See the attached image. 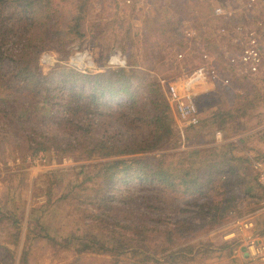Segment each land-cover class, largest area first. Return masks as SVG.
Wrapping results in <instances>:
<instances>
[{
    "label": "rangeland",
    "instance_id": "374dc122",
    "mask_svg": "<svg viewBox=\"0 0 264 264\" xmlns=\"http://www.w3.org/2000/svg\"><path fill=\"white\" fill-rule=\"evenodd\" d=\"M247 1L51 0L48 3L49 8L58 9L52 12L53 20L65 28L69 20L73 19L72 16H75L73 12L80 17L82 10H85L81 21L84 37L68 44L66 51L44 52L39 58V66L44 75L61 69H71L84 75L118 70L110 65L114 51H119L126 58L127 67L123 69L139 71L138 79L133 81L137 92L133 102L125 94H107L100 100L97 110L93 109L94 120H100L99 124L105 121L99 128L101 134H118L123 139L144 138L147 130L141 123L137 124L131 113L126 114L131 119L108 115L113 110H123L124 113L132 103L141 107L147 105L151 97V89L147 88V84L158 82L164 91L165 84L182 78L201 63L203 50L216 55L215 65L221 73L231 78L230 87L199 94L197 101L202 124L188 129L185 140L180 135L172 138L158 154L171 155L165 167L176 169L177 173L209 166L231 156L241 158L243 162L236 165L242 169V176H247L244 168L249 166L251 177L248 176L247 180L253 195L250 197L241 190L226 222L217 227H200L203 214H198L199 206L186 205L189 201L160 213L166 206L165 195H161L159 188L148 185L104 186L103 182H108L104 173L87 183L92 190H101L97 200L82 195L75 200H71V197L68 200L64 198L66 186L75 181L76 173L81 174L80 180L94 177L103 167L102 164L110 160L81 161L77 157H64L53 151L30 156L27 147L21 145V140L25 133L34 132L27 128L22 133L16 123L6 127L10 120L0 117V139L6 141L0 151V264H139L144 259L139 253L140 257L125 255L119 260L110 255H97L88 251L93 249L78 253L73 247V244L76 245L74 241L70 246L65 244L73 237H85L87 244L97 237L110 245L107 233L105 235L99 225L90 226L96 218L103 219L104 213L110 216L107 219L109 223L120 220V215L126 214L129 220H139L156 230H163L166 226L174 227L183 220L193 221L198 228L188 233L187 237L177 235L175 239L178 244L193 248L197 246L196 249L201 250L202 257L189 264H264V185L260 182L261 171L255 168L256 163L264 164L263 86L256 87L254 81L237 76L227 65L224 51L233 52L237 49L232 38L229 40V37L216 36L208 40L222 28L231 35L237 23L246 30H257V21L264 22V10L255 14L247 12ZM217 8H222L227 14L233 13L234 16L216 17L214 13ZM187 30L197 31L201 39L198 42L187 39L184 35ZM179 54L184 55L182 60L178 59ZM81 86L73 88L71 84L63 83L60 94L66 99L72 88L88 92L89 86ZM229 100L234 105L243 102L248 106L239 104L234 107L228 105ZM104 104L107 107H103ZM220 110H229L224 116L226 126L222 129H219L215 119ZM54 115L43 117L41 121V115H34L33 122H29L30 127L37 134L72 140L73 133L68 134L64 125L58 126ZM218 131L223 134V143L217 142L215 138ZM246 160L250 164L244 162ZM83 165H89L90 168L84 169V172L81 169L72 170ZM93 193L90 191L84 194ZM116 195H120L119 199H116ZM128 196L134 199L124 205L121 200ZM152 196L154 199L148 201ZM96 201H103L102 207H98ZM151 202L155 204L154 208ZM113 208L116 211H111ZM129 209L135 213L128 212ZM44 235L50 236L58 244L49 243L48 239L43 238ZM146 241L145 246L151 248L150 253L157 260L161 259L163 246L168 247L165 234L151 232ZM76 246L78 251L80 247ZM143 264L160 263L152 257Z\"/></svg>",
    "mask_w": 264,
    "mask_h": 264
},
{
    "label": "trees",
    "instance_id": "16d2710c",
    "mask_svg": "<svg viewBox=\"0 0 264 264\" xmlns=\"http://www.w3.org/2000/svg\"><path fill=\"white\" fill-rule=\"evenodd\" d=\"M50 2L51 0H0V117L10 120L6 127H12L11 123H16L22 133L27 128L28 131L34 132L25 133L21 140V145L27 147L30 156L53 151L60 156L77 157L81 161L110 160L102 164L103 167L94 177H84L80 180L81 174L76 173L75 181L66 186L65 199L69 200L71 197V200H75L77 196L82 195L84 198L97 200V194L101 190H92L87 183L104 173L108 180H103L104 186L148 185L151 188H159L161 195H165L166 206L160 213L170 211L176 204L189 201L186 205L199 206L198 214H203L200 227H217L224 224L229 212L235 208V198L241 190L250 197L253 195V189L249 187L247 180L248 176L251 177L249 166L244 168L247 176H242V169L236 164L243 162V159L231 156L225 160H217L209 166L194 167L192 170L178 173L176 169L165 167L171 155L158 152L164 150L172 138L179 137V132L172 109L158 82L147 84V88L151 89V97L144 107L132 103L124 113L123 110H113L108 115H121L123 119H131L126 115L131 113L137 124L141 123L147 130L144 138L123 139L118 134H101L99 128L105 121L99 124L100 120H94L92 116L100 105V100L107 94H125L133 102L137 94L133 81L138 79L139 71L121 68L102 74L84 75L71 69H61L44 75L39 66V58L44 52L66 51L68 44L84 37L81 21L85 10H82L80 17L77 16L78 13L73 12L75 16H72L73 19L69 20V25L65 28L60 22L53 20L52 12H57L58 9L49 8ZM253 21L255 23L254 19ZM63 83L71 84L73 88L86 84L90 90L88 88V92H85L83 89L77 91L72 88L65 99L60 94ZM239 104L234 105L232 101H228V105L234 107ZM103 107H107V104ZM228 111L220 110L216 113L215 119L219 129L225 128L227 121L224 116ZM53 113L58 120V126L64 125L68 134L73 133L72 140L37 134L35 129L30 127L29 122H33L34 115H41V121L43 117H51ZM5 143V140L0 139V151ZM244 162L250 164L249 160ZM89 168V165H83L72 170L81 169V172H84V169ZM90 191L94 193L84 194ZM119 196L116 195V199H119ZM110 199L111 196L108 197L109 201ZM131 199L134 198L128 196L121 201L127 205ZM151 199L153 200L154 196L148 201ZM159 199L163 200L161 197ZM176 199L183 200L175 201ZM97 204L102 207L103 201H96ZM151 206L154 208L155 204L151 202ZM128 212L135 213L130 209ZM103 215V219L96 218L90 226L99 225L100 230L105 235L107 233L110 245L105 240L96 239L97 237L92 238L89 244L85 242V237H73L65 244L70 246L76 242L80 248L77 251V246L73 244V247L78 253L89 251L97 255H110L119 260L125 255H131L132 258L142 255L144 262L153 257L160 264H189L202 257L201 250L196 249L197 246L186 247L175 242L177 235L184 238L198 228L193 221L183 220L174 227L166 226L163 230H156L139 220H129L126 214H121L120 220L112 223L107 221L110 216L105 213ZM156 231L165 234L168 242V247L163 246L161 250L162 260H157L150 253L151 248L145 246L151 232ZM43 238L48 239L49 243L58 244L48 235ZM200 246L203 245L200 243ZM143 261L139 264H143Z\"/></svg>",
    "mask_w": 264,
    "mask_h": 264
},
{
    "label": "built area",
    "instance_id": "2783aa9c",
    "mask_svg": "<svg viewBox=\"0 0 264 264\" xmlns=\"http://www.w3.org/2000/svg\"><path fill=\"white\" fill-rule=\"evenodd\" d=\"M245 9L251 14L264 10V0H248ZM214 14L216 17L224 18L234 16L233 13L227 14L222 8H217ZM256 25L257 30H246L237 23L231 35L225 28H222L217 35L210 36L208 40L210 41L216 36L229 37V40L232 38L237 49L233 52L224 51V60L229 68L236 72L237 76L240 75L254 81L256 87L257 85L263 86L262 92L264 93V22L257 21ZM184 35L187 39L198 42L201 34L195 30H187ZM215 56L210 51L203 50L201 63L194 70L163 86L165 96L177 122L179 135L183 140H185L188 129L197 128L202 124L197 96L231 85V78L221 73L215 65ZM177 57L182 60L184 55L179 54ZM45 59L48 60V58ZM110 65L115 69L126 68L127 60L119 51H114L110 58ZM215 138L219 143L224 142L223 134L220 131L216 132ZM255 168L261 171L260 182L264 185V164L256 163Z\"/></svg>",
    "mask_w": 264,
    "mask_h": 264
},
{
    "label": "bare ground",
    "instance_id": "6f19581e",
    "mask_svg": "<svg viewBox=\"0 0 264 264\" xmlns=\"http://www.w3.org/2000/svg\"><path fill=\"white\" fill-rule=\"evenodd\" d=\"M80 61V60H79Z\"/></svg>",
    "mask_w": 264,
    "mask_h": 264
}]
</instances>
